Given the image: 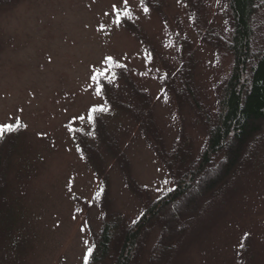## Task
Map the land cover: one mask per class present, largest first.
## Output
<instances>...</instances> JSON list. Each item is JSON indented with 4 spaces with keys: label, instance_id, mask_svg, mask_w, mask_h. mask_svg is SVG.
Listing matches in <instances>:
<instances>
[{
    "label": "rangeland",
    "instance_id": "374dc122",
    "mask_svg": "<svg viewBox=\"0 0 264 264\" xmlns=\"http://www.w3.org/2000/svg\"><path fill=\"white\" fill-rule=\"evenodd\" d=\"M156 1L9 0L0 7V154L15 214L0 264H86L106 212L137 219L174 186L172 154H180L177 164L189 163L203 149L202 120L213 119L231 59L193 27L185 0ZM194 1L202 3L205 29L224 34L223 1ZM182 53L192 61L187 69ZM119 71L130 99L144 101L137 102L144 118L103 94L104 80L126 90ZM186 71L197 110L173 95L171 81ZM96 112L102 135L116 141L114 155L113 147L99 151L76 136L91 139ZM252 154L229 194L219 193L199 215L171 264H264V145ZM157 231L144 234L133 264H148Z\"/></svg>",
    "mask_w": 264,
    "mask_h": 264
},
{
    "label": "trees",
    "instance_id": "16d2710c",
    "mask_svg": "<svg viewBox=\"0 0 264 264\" xmlns=\"http://www.w3.org/2000/svg\"><path fill=\"white\" fill-rule=\"evenodd\" d=\"M141 1L147 7L158 6V1L155 5L152 0ZM222 1L228 27L220 35L214 33L212 28L205 29L207 26L202 23V3L185 0L193 27L212 47L222 50L231 59L227 77L219 85L213 119L205 116L202 120L206 134L203 149L189 163L181 161L177 164L180 154H172L177 158H173L172 163L168 160L174 166L170 167L175 176L174 186L146 205L137 219L125 222L120 215L106 212L100 230L92 237L86 264H133L143 247L144 234L152 230H158V234L154 243L155 254L150 257L148 264H171L180 242L184 237L187 238L199 215L213 199L221 196L219 193L229 194L226 192H230V180L239 175L240 168L247 163V156L254 155L256 146L264 145V0ZM8 2L0 0V7ZM177 51L179 53L178 48ZM188 54L182 53L180 67L186 66L187 69L189 65L192 66ZM119 72L118 77L121 76L126 90L113 89L104 80L101 84L103 94L114 107L122 108L138 119L144 118L141 108L137 106V102L144 101L134 102L130 99L134 95L127 91L128 79L123 71ZM185 74L179 75L177 82L171 81L174 84L172 89L176 92L173 94L171 91V95L178 100L181 98V101L185 98V104L197 110L200 104L196 100L195 90L189 89L188 83H184L190 78V73L186 71ZM98 112L97 116L92 115L94 133L91 139L81 131L76 136L81 144L87 147L95 145L99 151L113 147L111 153L114 155L117 153L116 141L114 143L102 135L105 130L101 127L105 123L99 119ZM5 133H0L1 145ZM11 142L7 145L10 146ZM9 146H6V153H9ZM83 153L94 166L88 150ZM5 166L6 157L2 159L0 154V245L2 237L7 235L15 220L14 207L5 190ZM196 185L198 191L193 195L191 192ZM181 199L184 200L181 202ZM179 203H182L180 211H168L169 207L176 210Z\"/></svg>",
    "mask_w": 264,
    "mask_h": 264
},
{
    "label": "snow or ice",
    "instance_id": "6c2138e0",
    "mask_svg": "<svg viewBox=\"0 0 264 264\" xmlns=\"http://www.w3.org/2000/svg\"><path fill=\"white\" fill-rule=\"evenodd\" d=\"M125 3H127V0H125ZM145 11H147V9H145Z\"/></svg>",
    "mask_w": 264,
    "mask_h": 264
}]
</instances>
